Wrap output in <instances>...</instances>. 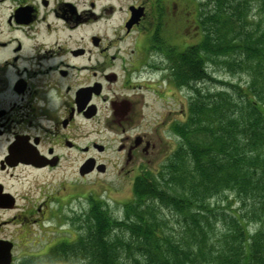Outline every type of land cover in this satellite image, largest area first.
I'll use <instances>...</instances> for the list:
<instances>
[{"label": "flooded vegetation", "instance_id": "af4514ba", "mask_svg": "<svg viewBox=\"0 0 264 264\" xmlns=\"http://www.w3.org/2000/svg\"><path fill=\"white\" fill-rule=\"evenodd\" d=\"M97 2L0 0V264L27 258L33 227L48 220L51 204L64 201L65 188L58 186L42 190L36 205L27 189L33 179L27 176H54L76 163L80 177L83 166L94 169L87 176L105 174L111 166L121 176L151 164L162 141L160 125L153 135L145 132L144 92L151 89L159 97L160 84L152 89L141 83L142 70L148 54L164 50L163 33L172 37L168 27L187 10L179 14L177 0H138L126 5L114 41L106 32L79 44L59 35L123 10L113 0L102 7ZM133 34L132 46L121 48ZM149 68L157 70L154 62ZM169 116L163 125L170 131L175 120L167 122ZM82 138L92 140L82 145ZM111 151L115 160L103 161ZM81 154L87 156L83 162ZM34 181L53 184L49 178ZM18 183L23 185L16 189Z\"/></svg>", "mask_w": 264, "mask_h": 264}, {"label": "trees", "instance_id": "16d2710c", "mask_svg": "<svg viewBox=\"0 0 264 264\" xmlns=\"http://www.w3.org/2000/svg\"><path fill=\"white\" fill-rule=\"evenodd\" d=\"M204 1L201 40L170 69L192 89L176 149L136 177L120 217L91 201L76 237L20 264H264V0L257 21L246 0ZM219 62L247 83L216 81ZM229 196L238 209L223 208Z\"/></svg>", "mask_w": 264, "mask_h": 264}, {"label": "rangeland", "instance_id": "374dc122", "mask_svg": "<svg viewBox=\"0 0 264 264\" xmlns=\"http://www.w3.org/2000/svg\"><path fill=\"white\" fill-rule=\"evenodd\" d=\"M108 0H98L99 7H102L107 3ZM138 0H113L114 4H117L118 7H123L122 11H118L116 15L109 20H103L102 22L92 24L91 26H83L75 31H67L62 30L63 32H59L61 37H66V39H71L72 41L78 40V44L83 37H90L94 33L98 32H106L110 35V39L114 41L116 37V33L121 31V26L124 23L126 18L125 8L128 3L135 2ZM178 1V9L177 11L181 14L182 9L187 10L184 18L181 17L175 21V27L165 26L163 25V29L168 27L167 32L169 34H174L172 37H168L163 33L162 42H165L167 45H164V50L160 53H150L148 54V62L147 66L143 68L142 73L144 74V79L140 82L145 84H151L155 87L154 84H160L156 88L159 90L158 96L153 95V90L149 89L150 92H144V115H145V124L147 133L154 134L155 129L160 128L158 130L159 135L162 137V141L160 145L156 148L153 153L152 162L144 169H135L132 171L124 170L120 176V170H115L109 168L107 173L97 174L94 173L92 175H85L84 177H80L78 175L77 163L73 165H67L63 170H59L57 175H36L32 174L27 176V180L31 181L33 179V185H27V189H30L31 199L36 205L39 204L38 201L39 196H41L42 190H46V193L51 191V189H56L58 186L59 189L65 188L64 191V201L58 204L53 203L49 207L48 212V220L44 223L42 227L35 226L33 227L32 244H28V248L26 249L28 256H39L45 254L51 247H53L56 243L61 242L62 240H66L69 238V234L72 237H76L77 227L75 226L76 221L80 217V215L84 212H87L90 207L91 201H104L110 208L111 212L115 216L122 215V206L124 204L130 202L133 199V191H134V183L136 177L141 175L143 172H151L157 173L161 165L167 160V158L171 155L172 151H174L177 147L176 136L173 135L172 132L169 131L163 125V121L166 116L169 114V118L167 122L175 121H183L186 117L185 114L181 115V111L186 112V108H188V103L192 96V89L190 86H179L170 76L171 68H173V63L175 61V56L180 54L181 52L189 50L196 43H198L202 38V29L200 26V17H201V9H203L204 0H177ZM250 2L251 8V17L256 16V7L257 0H246ZM254 7V8H253ZM209 7L205 10L208 11ZM183 16V13H182ZM258 17L256 16V20ZM61 30V28H60ZM115 34V35H114ZM56 35V34H54ZM136 35L133 34L130 38H127L125 43L120 44L121 48H130L132 46V38ZM167 36V37H166ZM107 38V37H106ZM71 42V41H70ZM114 49L117 48V44L114 43ZM105 47V46H104ZM152 62L157 66L156 72L155 70L150 69V64ZM223 62V60H222ZM219 62L208 65L209 72L214 75L216 81H223L225 83H239L241 85H245L248 81L246 75H232L230 72H227L225 68V64ZM206 63H209L208 61ZM165 64V65H164ZM154 72V73H153ZM168 77L171 81V84L168 83ZM218 83H199L197 87H209L211 89H216L218 87ZM215 86V87H214ZM93 138V136H92ZM90 139H81V144L85 145ZM80 160L82 162L87 157L86 155H79ZM117 154H114L112 151L110 153L104 154L103 161H112L115 160ZM77 157V155H75ZM129 171V173L127 172ZM64 175V176H63ZM34 176V178L32 177ZM87 176V177H86ZM45 179L49 178L53 184L47 185L46 182L34 183L35 178ZM53 179V180H52ZM23 183H27L23 181ZM50 183V182H48ZM62 183V186H60ZM28 184V183H27ZM23 184H16L15 188L18 189ZM48 187V188H47ZM62 187V188H61ZM235 197L229 196L227 200L222 201V206L225 209H229V207L234 209L239 208V204L234 201ZM31 238V240H32ZM21 249H18V252Z\"/></svg>", "mask_w": 264, "mask_h": 264}, {"label": "water", "instance_id": "95a60500", "mask_svg": "<svg viewBox=\"0 0 264 264\" xmlns=\"http://www.w3.org/2000/svg\"><path fill=\"white\" fill-rule=\"evenodd\" d=\"M93 170H94V169H92V168H90V169H86V167L83 166V168H82V170H81V174H82V176L84 177L85 175L91 173ZM99 172H103V170H100V169H99ZM8 259H9V258H8ZM5 264H10V260H7V261L5 262Z\"/></svg>", "mask_w": 264, "mask_h": 264}]
</instances>
